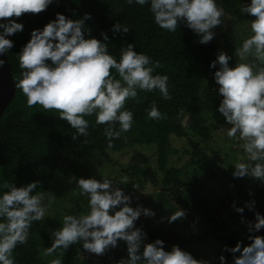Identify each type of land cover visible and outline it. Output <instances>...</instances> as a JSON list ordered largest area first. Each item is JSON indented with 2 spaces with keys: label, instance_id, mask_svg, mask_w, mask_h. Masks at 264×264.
I'll list each match as a JSON object with an SVG mask.
<instances>
[{
  "label": "clouds",
  "instance_id": "1",
  "mask_svg": "<svg viewBox=\"0 0 264 264\" xmlns=\"http://www.w3.org/2000/svg\"><path fill=\"white\" fill-rule=\"evenodd\" d=\"M53 2L0 0V55L14 46L8 37L24 29L22 23L8 18L41 13ZM126 2L139 6L147 4L154 23L162 30L175 32L184 24L199 37L200 44L211 42L216 35L214 29L222 25L225 18H231L219 0ZM238 7L242 15L253 17L248 21L251 34L233 53L239 61L230 65L233 57L220 51L209 67L216 69L213 80L218 86L215 92L220 97L216 112L228 126L225 134L229 138L238 137L247 155V162L234 164L232 176L249 177L264 184V0H250ZM90 19L89 13L78 19L56 13L55 19L42 29H33L30 39L16 54L22 71L15 87L26 97L28 107L39 104L46 110H56L58 117L75 129L73 140L88 136L89 121L85 117L95 114V124L106 125L103 134L111 147L113 140L128 132L134 123L133 112L124 108L126 100L136 98L138 89L158 90L164 100H170L169 77L159 73L153 75L152 65L158 62L152 61L146 53L137 52L134 43L122 48L117 60L108 51L106 32L101 33L102 39L88 35L90 29L85 21ZM111 30L115 36L128 33L130 29L116 22ZM4 64L5 60L0 59V67ZM110 70L115 71L110 74ZM145 111L150 119L164 118L155 101ZM72 180L76 185L73 191L87 198V211L63 216L59 227L50 233L51 244L43 249V256H51L57 249L66 251L77 243L99 256L124 241L127 256L116 264H210L208 260L194 258L178 245L165 250L162 239L146 242L147 234L135 226V221L141 215L154 217L155 211L143 205L132 207L133 197L114 180L107 177H73ZM39 183L33 181L19 187L6 182L0 185L7 189L0 191V264H16L14 250L27 243L31 224L45 217L44 195L34 193ZM254 205L252 201L245 206L252 210ZM233 208L237 213L245 211L235 203ZM185 216V210L177 207L167 217V222L171 224ZM164 219L161 217V222ZM241 222H244L243 216ZM262 228L264 214L255 212L254 221L247 222V238L251 242L245 246L241 242L234 247L224 246V251L233 256L232 264H264V236L255 234ZM218 259L220 264H227L224 255ZM49 264L63 262L53 258Z\"/></svg>",
  "mask_w": 264,
  "mask_h": 264
},
{
  "label": "trees",
  "instance_id": "2",
  "mask_svg": "<svg viewBox=\"0 0 264 264\" xmlns=\"http://www.w3.org/2000/svg\"><path fill=\"white\" fill-rule=\"evenodd\" d=\"M56 13H62L72 19L82 18L85 13L91 14V19L85 21L86 27L90 29L88 35L102 39L101 33L106 32L109 37V41H105L108 51L117 60L121 49L126 48L128 43H134L137 52L146 53L152 61L158 62L152 65L153 75L159 73L169 77L171 99L164 100L158 90L145 92L138 89L137 97L126 100L124 105V108L133 112V126L128 132L122 133L120 138L114 139L112 146L109 147L107 138L103 134L106 125H96L95 114L85 117L89 121L88 136H80L73 140L75 129L70 128L66 121L60 119L56 110H46L39 104L28 107L26 97L16 88L15 97L0 120V185L6 182L19 187L39 181L34 193L41 192L45 195L50 191L55 180L71 179L75 171L85 170L84 173L89 176L86 166L82 167L77 162L78 148L98 151L101 156H106L108 151L122 152L138 145L155 146L157 156L155 169L144 160L139 164H128L120 173L134 180L137 188L142 191L152 185L156 188L161 187L165 195L170 198L169 208L173 205V211L177 210V207L185 210L184 218L188 225H213L220 217L224 204L207 196L203 187L200 188L196 184L191 186L187 181L193 180L191 174L195 172L198 176L204 177L206 182H211L226 173L221 174L222 167L205 152L192 155L191 162L184 167L174 165L172 154L179 151L173 148L171 137L189 140L197 137L207 140L213 129L228 127L223 117L216 112L220 97L211 85L208 87V84L214 82L215 72V69H211L209 65L220 52L215 37L208 44H200L199 37L184 24H180L175 32L162 30L154 23L147 4L129 5L126 0H54L41 13H25L19 18H8L16 19L24 25L22 32L8 37L14 42V46L6 55L15 82L21 78L22 71L16 54L30 39L31 31L42 29L45 24L55 19ZM116 22L127 25L129 32L117 33L113 36L111 29ZM114 71L110 70V74ZM116 78H119L118 74ZM153 101L156 102L164 118L153 120L147 116L145 110ZM116 127L118 128V125ZM185 151L189 153V150ZM193 156L199 158L195 159ZM185 168L191 171L186 173ZM160 173L162 178L159 177ZM161 179L162 183H160ZM71 183L73 184V181ZM6 190L0 187V191ZM242 198L236 199L237 207H241L244 202L255 201V209L253 208V211L248 209L244 213V222L241 225L242 233L246 234V238L233 235L219 237V240H227L229 247H234L243 239L245 245L251 242L246 241L249 235L247 222L254 221L256 211L264 214V184L259 181V186L244 192ZM233 203L234 201H231L228 204L230 208H233ZM233 215L241 216L243 213L234 210ZM55 218V220L59 219L58 216ZM41 221L44 222L43 231L48 232L52 225L45 224V221L54 222V220L44 218ZM233 221L231 230L235 229L237 222L234 219ZM255 234L264 236V228ZM207 236L210 235L196 236L191 233L184 238L175 235L165 238L159 231H155L147 235L146 240L153 242L159 238L165 241L164 246L169 242L183 247L202 243ZM45 237L46 233L40 232L39 223L33 222L29 228L27 243L18 245L14 250L16 264H49V261L42 256V250L50 246L47 242L50 237L46 240ZM71 247L73 253L77 255L87 252L80 243ZM226 259L232 262L233 256L230 252H227Z\"/></svg>",
  "mask_w": 264,
  "mask_h": 264
},
{
  "label": "rangeland",
  "instance_id": "3",
  "mask_svg": "<svg viewBox=\"0 0 264 264\" xmlns=\"http://www.w3.org/2000/svg\"><path fill=\"white\" fill-rule=\"evenodd\" d=\"M219 2L224 7L225 11L231 15V18H225L223 24L214 29L216 33L215 40L219 45V51H224L229 56L233 57L230 61V65H234L235 62L239 61V58L233 55L235 47H238L240 42L251 34L248 21L253 19V17H249L246 14L242 15L238 5L249 3L250 0H219ZM210 85L214 89L218 87L215 82L208 84V87ZM226 128L220 130L213 129L207 140H202L197 137L191 140L188 138H178L176 136L171 137L173 148L179 151V153L172 154L174 165L184 167L191 162L192 155L205 152L214 162L222 167L221 174L223 172L226 173L211 182H206L204 177L198 176L195 172L191 174V177H194L193 180L187 181L191 186L196 184L199 185L200 188L203 187L207 196L220 202V204H224L220 217L215 220L214 224L211 226L188 225L186 218L169 224L167 222V217L173 211V205L172 208H169L171 204L169 202L170 198L166 196L167 194L165 195L162 188H156L152 185L142 191L137 188L134 180H130L126 178L128 176L120 173L122 168L128 164H139L144 160H147L151 167L155 169L157 167L155 146L138 145L127 148L122 152L108 151L106 156H101L98 151L90 149L79 150V148H75L76 154L79 157L77 158V162L82 167L86 166L89 176L84 173L85 170L83 169L84 172L75 171L73 176L76 178L95 177L97 179H102V177H107L112 179L118 186L123 188L126 194H130L133 197L132 207L143 205L144 207L154 210L156 213L154 217H145L141 215L138 220L135 221V226L142 228L147 235L155 231H159L162 237L165 238H171L173 235L184 238L191 233L194 235L196 234V236L210 235L209 237L207 236L202 243H195L180 248L190 252L196 259L208 260L210 264H220L218 258L220 255H224L226 258L227 251H224V246H228V242L227 240H219V237L233 235L234 237L244 236L246 238V234L242 233L243 226L240 221L241 216L245 217L244 213L248 211V208L245 206L246 202L241 205V207L245 208L241 216H232L234 210L230 208L228 204L234 201L236 205V199H238V197L240 200L243 199L242 196L244 192L259 186V180H254L249 177L233 178L232 172L234 164L236 162H247V155L240 146L242 141H240L238 137L229 138L226 136L224 131ZM185 150H189V153ZM193 157L195 159L199 158L197 156ZM186 169L187 168H185V172L187 171L186 173L191 171V169ZM121 177L122 179H120ZM159 177L162 178L161 173ZM72 178L73 177L68 180H63L62 178L55 180L50 191L44 195L42 204H44L47 209L44 218L54 220V222L45 221V224L52 225L48 232H44L42 229L44 222L41 220L38 221L40 232L46 233L45 240L47 237H50L52 230L59 227L64 215H80L87 211V198L81 196L78 191H73L76 185ZM185 178L188 179L187 176H185ZM72 181L73 184L71 183ZM160 183H162V179ZM73 194H75V199L73 198ZM251 211H253V209ZM57 216L59 219L55 220ZM161 217L165 218L162 222ZM232 218L237 221L235 222L234 230H231L232 223L234 222ZM204 224L206 225V223ZM244 241L245 239L240 241L242 246H245ZM246 241H248V239ZM47 242L51 244L50 238L47 239ZM146 242L150 243L148 240H146ZM172 246V243L167 242V245L164 247L165 250H171ZM73 252V248L70 246L66 251L57 249L51 256H42L47 261L53 258H60L63 264H116L119 259L127 256L126 243L124 241H120L118 247L99 256L90 252L83 254L78 253V255ZM227 264H232V262L227 260Z\"/></svg>",
  "mask_w": 264,
  "mask_h": 264
},
{
  "label": "water",
  "instance_id": "4",
  "mask_svg": "<svg viewBox=\"0 0 264 264\" xmlns=\"http://www.w3.org/2000/svg\"><path fill=\"white\" fill-rule=\"evenodd\" d=\"M0 59L5 60L3 67H0V120L6 109L11 105L16 94L15 80L12 74L11 64L7 55H0Z\"/></svg>",
  "mask_w": 264,
  "mask_h": 264
}]
</instances>
